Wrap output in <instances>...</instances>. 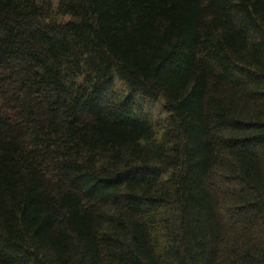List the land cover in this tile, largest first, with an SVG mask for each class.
<instances>
[{"label": "trees", "instance_id": "obj_1", "mask_svg": "<svg viewBox=\"0 0 264 264\" xmlns=\"http://www.w3.org/2000/svg\"><path fill=\"white\" fill-rule=\"evenodd\" d=\"M0 264H264V0H0Z\"/></svg>", "mask_w": 264, "mask_h": 264}, {"label": "rangeland", "instance_id": "obj_2", "mask_svg": "<svg viewBox=\"0 0 264 264\" xmlns=\"http://www.w3.org/2000/svg\"><path fill=\"white\" fill-rule=\"evenodd\" d=\"M117 85L120 86L119 82L117 83ZM160 109H161V108L158 107V106H155V107H153V109H152V113L154 114L155 120H156V119H159V118H163V117H161V116L159 115ZM158 115H159V116H158Z\"/></svg>", "mask_w": 264, "mask_h": 264}]
</instances>
